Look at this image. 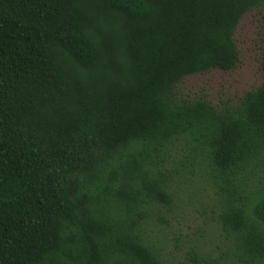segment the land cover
<instances>
[{"label": "trees", "instance_id": "obj_1", "mask_svg": "<svg viewBox=\"0 0 264 264\" xmlns=\"http://www.w3.org/2000/svg\"><path fill=\"white\" fill-rule=\"evenodd\" d=\"M261 6L0 0V264H163L151 227L196 171L233 262L264 264V48L237 106L177 90L234 70Z\"/></svg>", "mask_w": 264, "mask_h": 264}, {"label": "rangeland", "instance_id": "obj_2", "mask_svg": "<svg viewBox=\"0 0 264 264\" xmlns=\"http://www.w3.org/2000/svg\"><path fill=\"white\" fill-rule=\"evenodd\" d=\"M234 39L239 52L236 68L186 77L177 87L183 98L203 99L220 109L237 106L246 93L260 87L264 6L242 17ZM189 178L181 186L173 207L162 213L164 222L151 227L163 264H193L195 256L211 263L235 264L231 243L216 224L220 205L216 190L197 171Z\"/></svg>", "mask_w": 264, "mask_h": 264}]
</instances>
